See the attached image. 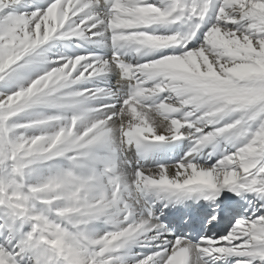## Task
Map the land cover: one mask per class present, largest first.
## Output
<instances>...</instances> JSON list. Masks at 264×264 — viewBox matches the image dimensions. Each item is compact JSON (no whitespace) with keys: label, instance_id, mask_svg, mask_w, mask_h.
<instances>
[{"label":"snow or ice","instance_id":"1","mask_svg":"<svg viewBox=\"0 0 264 264\" xmlns=\"http://www.w3.org/2000/svg\"><path fill=\"white\" fill-rule=\"evenodd\" d=\"M0 264H264V0H0Z\"/></svg>","mask_w":264,"mask_h":264}]
</instances>
